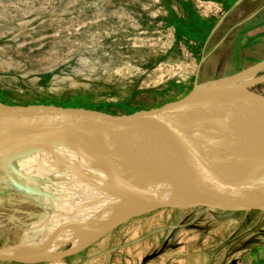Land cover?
Masks as SVG:
<instances>
[{
  "label": "rangeland",
  "instance_id": "1",
  "mask_svg": "<svg viewBox=\"0 0 264 264\" xmlns=\"http://www.w3.org/2000/svg\"><path fill=\"white\" fill-rule=\"evenodd\" d=\"M262 58L264 0H0L2 102L129 113L186 94L199 63L201 82ZM255 76L248 87L264 94V68ZM0 175L2 248L46 210ZM263 245L264 210L160 208L62 259L0 264H239Z\"/></svg>",
  "mask_w": 264,
  "mask_h": 264
},
{
  "label": "water",
  "instance_id": "2",
  "mask_svg": "<svg viewBox=\"0 0 264 264\" xmlns=\"http://www.w3.org/2000/svg\"><path fill=\"white\" fill-rule=\"evenodd\" d=\"M199 66L200 63L197 72ZM263 68L264 58L236 73L201 82L196 72L193 86L183 96L131 113L0 101V164L9 163L12 157L8 154L21 157L13 149L16 145L66 150L96 181L132 202L127 213L91 226L84 239L75 243L69 240L71 245L66 248L60 247L62 243L50 244V235L25 243L21 237L0 248V261L59 260L87 248L130 218L160 208L263 211L264 151H238L230 143L250 141L258 128L264 132V94L248 87ZM219 98L240 108L223 114H212L203 108L215 106ZM185 111L196 124L229 129L218 137L190 145L187 140L193 132L191 121L180 120ZM222 152L238 161L228 169L207 174Z\"/></svg>",
  "mask_w": 264,
  "mask_h": 264
},
{
  "label": "bare ground",
  "instance_id": "3",
  "mask_svg": "<svg viewBox=\"0 0 264 264\" xmlns=\"http://www.w3.org/2000/svg\"><path fill=\"white\" fill-rule=\"evenodd\" d=\"M203 108L212 114H223L238 110L240 105L226 98H219L215 106L204 105ZM180 120L182 123L191 121L190 127L193 132L187 140L190 145L218 137L229 129L228 126L223 125L196 124L194 117L187 111L181 114ZM258 129L253 131L250 141L244 140V144L231 140L232 147L238 151H254L255 149L264 151V132ZM13 149L21 155V159L16 157L15 159L12 154H8L12 157L9 160L10 164L8 162L0 164L8 180L6 183L10 187L16 184L15 187L19 191L31 193L35 197L36 204L46 210L43 218L34 220V223L36 222L34 225L30 224L29 229L32 230L24 228L23 242L25 235L33 239L50 235L52 237L50 244L58 245L67 240L75 243L84 239L85 231L91 226L106 223L131 209L132 202L128 197L96 181L87 169L82 168L84 166L81 161H76L74 156L65 149L64 152L27 145H16ZM237 161L234 156L222 152V156L213 164L211 170L207 171V174L228 169ZM195 171L201 172L199 169ZM52 176L59 178H52ZM43 223H49L50 226L41 235Z\"/></svg>",
  "mask_w": 264,
  "mask_h": 264
},
{
  "label": "crops",
  "instance_id": "4",
  "mask_svg": "<svg viewBox=\"0 0 264 264\" xmlns=\"http://www.w3.org/2000/svg\"><path fill=\"white\" fill-rule=\"evenodd\" d=\"M239 264H264V245L241 258Z\"/></svg>",
  "mask_w": 264,
  "mask_h": 264
},
{
  "label": "trees",
  "instance_id": "5",
  "mask_svg": "<svg viewBox=\"0 0 264 264\" xmlns=\"http://www.w3.org/2000/svg\"><path fill=\"white\" fill-rule=\"evenodd\" d=\"M4 102H6V103H13V102H7V101H4ZM35 102H37V101H35ZM46 103H51V102H47V101H45ZM45 102H40V103H45ZM29 103V102H28ZM24 104H27V103H24ZM54 104V103H53ZM73 106H82V105H73ZM93 108V107H92ZM133 111H135L134 109L133 110H131V111H129V113H131V112H133Z\"/></svg>",
  "mask_w": 264,
  "mask_h": 264
}]
</instances>
